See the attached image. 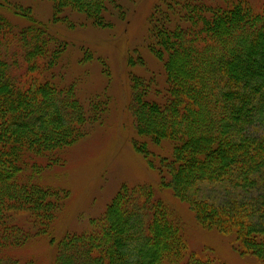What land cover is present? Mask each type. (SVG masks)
<instances>
[{"label":"trees","instance_id":"16d2710c","mask_svg":"<svg viewBox=\"0 0 264 264\" xmlns=\"http://www.w3.org/2000/svg\"><path fill=\"white\" fill-rule=\"evenodd\" d=\"M54 1L59 11L71 7L89 17H100L109 13V5L115 6V0ZM229 1L206 10L204 0H162L152 16L150 51L159 59H167L165 96L156 85L152 88L151 80H132L131 108L139 133L157 143L178 138L182 144L181 136L193 143L186 167L174 166L186 154V144L175 147L174 162L169 165L170 183L177 193L200 179L212 180V176L226 179L239 191L264 180L260 175L264 170V136L258 138L248 130L264 109V11L243 15L252 9L242 1ZM211 8H222L218 12L221 15L214 16ZM114 10L120 17L125 15L121 8ZM3 20L0 17V251L48 231L66 199L62 191L44 186L39 179L34 184L25 182L37 167L29 163L28 168L26 163L40 158L51 164L50 157H58V152L83 137L98 116L90 114L93 108L88 111L72 92L55 88L42 78L63 51L62 43L55 41L52 46L54 38L38 25L15 33ZM13 35L19 36L18 47L10 53ZM185 58L191 60L192 74L183 65ZM232 140L238 148L229 150ZM211 143L216 145L215 153ZM199 144L209 148L211 154L205 164L210 165L212 176L194 172L196 157L205 156L204 150L198 151ZM20 160L26 164H20L23 170L17 169ZM240 202L234 198L219 207L201 203L203 214L208 212L205 208L217 207L212 213L217 222L211 220L214 216L199 213L200 221L210 227L222 221L230 230L240 227L239 219L244 218V224L252 228L249 230H255L261 221L255 219L259 210L249 202L244 215ZM115 203L119 208H113L115 213L102 229L69 233L62 239L55 264H157L162 259L161 243L166 235L161 225L157 227L156 218L165 210L150 188L138 186ZM224 210L229 215H224ZM39 227L42 229L36 234ZM253 234L249 233L252 239ZM173 237L175 246L166 248V256L181 246L182 241ZM262 237L263 248L255 254L264 263ZM147 250L152 254L147 256ZM0 264L21 263L0 258ZM189 264L222 263L191 257Z\"/></svg>","mask_w":264,"mask_h":264},{"label":"rangeland","instance_id":"374dc122","mask_svg":"<svg viewBox=\"0 0 264 264\" xmlns=\"http://www.w3.org/2000/svg\"><path fill=\"white\" fill-rule=\"evenodd\" d=\"M115 1V6L109 5V13L89 17L84 11L71 7L59 11L54 0H0V17L5 19L3 23L7 21L13 26L15 33L23 27L38 25L54 38L52 46L55 41L62 43L63 51L53 66L43 72L45 76L42 74V78L55 88L72 92L88 111L93 108L90 114L98 115L83 137L58 152V157L56 154L50 157L51 164L40 158L26 163L27 166L35 163L37 167L32 168L34 172L28 174L25 182L34 184L39 179L44 186L62 191L66 199L48 231L38 233L42 229L39 227L36 231L38 235L24 244L2 249L0 258L15 259L21 264L30 261L34 264H55L60 242L67 234L102 229L115 213L113 208H119L115 202L126 192L144 186L150 188L155 200L165 210L156 218L157 227L161 225L166 235L161 243L162 259L157 264H189L191 257L213 259L222 264H264L255 254L263 248L260 240L264 236V225L261 224V221L264 222V180L243 191L231 188L226 179L212 176L210 165L205 164V159L211 154L209 148L199 144L198 151L204 150L205 156L196 157L194 172L210 174L212 180L200 179L188 188H182V193H177L170 183L169 165L174 162L175 147L186 144V154L174 162L175 167L178 164L186 167L193 143L188 142L185 136H181L182 144L178 138L157 143L137 130L131 108L133 78L151 80L152 88L156 89V85V90H160L163 97L169 79L167 59H159L150 51L153 43L152 16L162 0ZM204 1L208 10L210 5L216 6L224 0ZM237 1L252 9L243 15L264 11V0L229 2ZM115 8L123 9L125 15L118 16L119 11ZM211 9L214 16L221 15L218 12L222 8ZM203 18L207 19V16ZM13 37L9 45L10 53L18 47L19 36ZM131 62L135 65L131 66ZM191 64V60L185 58L183 65L189 74L193 73ZM248 130L258 138L264 136V109ZM193 131L198 134L196 128ZM210 145L213 148L216 146L215 143ZM237 148L234 140L227 147L229 150ZM213 150L215 153L217 148ZM22 162L24 160L17 162V169L26 167ZM16 170L13 171L14 176ZM260 172L263 177L264 170ZM187 176L190 179L189 174ZM234 198H240L244 215L249 202L259 210L255 219L259 217L261 221L255 230H249L252 228L244 224V218L239 219L241 228L232 227L230 230L222 221L213 227L200 221L201 203L203 206L209 203L219 207ZM217 207L213 210V207L205 208L208 212L201 214L210 216ZM223 213L229 215L227 210ZM210 218L217 222L215 216ZM18 221L19 218H16L15 222ZM248 232L255 234L254 239L249 237ZM173 234L182 243L177 252L166 256V248L171 249L175 244ZM146 254L152 253L147 250ZM153 256L156 257V254Z\"/></svg>","mask_w":264,"mask_h":264}]
</instances>
